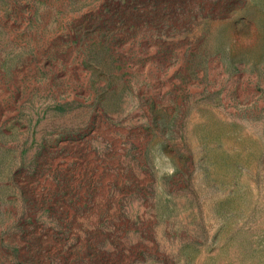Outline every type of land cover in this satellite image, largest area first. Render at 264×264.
Returning <instances> with one entry per match:
<instances>
[{
  "label": "rangeland",
  "instance_id": "374dc122",
  "mask_svg": "<svg viewBox=\"0 0 264 264\" xmlns=\"http://www.w3.org/2000/svg\"><path fill=\"white\" fill-rule=\"evenodd\" d=\"M0 264H264V0H0Z\"/></svg>",
  "mask_w": 264,
  "mask_h": 264
}]
</instances>
